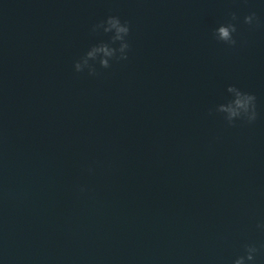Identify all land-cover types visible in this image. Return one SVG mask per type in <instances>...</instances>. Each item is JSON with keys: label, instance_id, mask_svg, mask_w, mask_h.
I'll return each instance as SVG.
<instances>
[{"label": "water", "instance_id": "95a60500", "mask_svg": "<svg viewBox=\"0 0 264 264\" xmlns=\"http://www.w3.org/2000/svg\"><path fill=\"white\" fill-rule=\"evenodd\" d=\"M109 16L128 59L76 72L119 49ZM230 85L255 122L218 111ZM258 225L264 0H0V264H264Z\"/></svg>", "mask_w": 264, "mask_h": 264}, {"label": "clouds", "instance_id": "9594fccd", "mask_svg": "<svg viewBox=\"0 0 264 264\" xmlns=\"http://www.w3.org/2000/svg\"><path fill=\"white\" fill-rule=\"evenodd\" d=\"M231 19L226 24L220 25L214 30V37L218 41L224 42L229 46H235L237 41L233 34L237 32L236 24L233 21H237L238 17L235 13H231ZM257 20L256 14L253 12L250 15L244 17V23L250 26ZM258 26V21H257ZM103 28L105 32H113V42L120 41L119 49L112 48L107 44H99L93 46L87 53L75 62L74 68L76 72H82L85 68L88 69L89 75H97L96 68L89 64V61H95L99 57V64L102 68H109L110 60H127V51L130 47L126 41V37L130 33V26L128 22H122L118 16H109L105 21L96 25L97 28ZM103 55H100V54ZM119 53V55H117ZM229 93L233 94V99L226 104L219 106L218 111L225 114V120L229 125H233L237 119H244L248 123H253L257 119L256 111V97L253 94L241 91L236 86L230 85L227 89ZM91 171V169H89ZM84 189L82 188L81 191ZM258 227H264V225H258ZM258 249L254 245H245L246 255L239 256L233 261V264H246V261H254V254Z\"/></svg>", "mask_w": 264, "mask_h": 264}]
</instances>
